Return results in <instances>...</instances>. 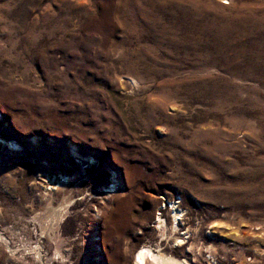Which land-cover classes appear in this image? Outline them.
I'll return each mask as SVG.
<instances>
[{
    "label": "rangeland",
    "instance_id": "1",
    "mask_svg": "<svg viewBox=\"0 0 264 264\" xmlns=\"http://www.w3.org/2000/svg\"><path fill=\"white\" fill-rule=\"evenodd\" d=\"M142 246L264 264V0H0V264Z\"/></svg>",
    "mask_w": 264,
    "mask_h": 264
},
{
    "label": "bare ground",
    "instance_id": "2",
    "mask_svg": "<svg viewBox=\"0 0 264 264\" xmlns=\"http://www.w3.org/2000/svg\"><path fill=\"white\" fill-rule=\"evenodd\" d=\"M64 182V181H63ZM63 187V186H62ZM55 188V187H54ZM51 187L49 188V190ZM173 215H172V226L171 229L175 231L177 221L180 219L181 212L174 208L173 206ZM55 214V213H54ZM54 216V215H53ZM63 210H60L56 216L53 217L52 222L56 225V221H59L61 217H63ZM180 241V240H179ZM134 264H184L183 262H177L170 257L164 256L162 254H153L150 249L146 246H142L139 248L135 254L133 255Z\"/></svg>",
    "mask_w": 264,
    "mask_h": 264
}]
</instances>
